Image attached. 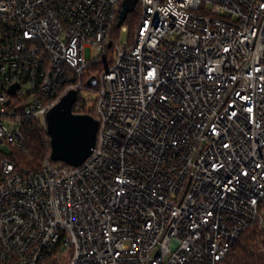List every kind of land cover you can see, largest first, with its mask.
<instances>
[{
    "label": "built area",
    "instance_id": "built-area-1",
    "mask_svg": "<svg viewBox=\"0 0 264 264\" xmlns=\"http://www.w3.org/2000/svg\"><path fill=\"white\" fill-rule=\"evenodd\" d=\"M123 1L0 0V264H218L264 230V0H138L97 79L92 154L13 159L86 89Z\"/></svg>",
    "mask_w": 264,
    "mask_h": 264
},
{
    "label": "trees",
    "instance_id": "trees-1",
    "mask_svg": "<svg viewBox=\"0 0 264 264\" xmlns=\"http://www.w3.org/2000/svg\"><path fill=\"white\" fill-rule=\"evenodd\" d=\"M140 10L131 12L126 18L124 25L128 27L130 38L134 37L136 28L140 22ZM120 28L114 26L111 43L103 50L104 58L92 60L84 74L83 82L86 89L96 91L98 85H90L92 77L99 79L100 76L111 66L114 60L115 46L119 40ZM88 99L78 95V101L74 105V112L89 113L96 116L94 107ZM26 149L16 151L13 159L20 167L33 170L39 168L43 162L52 161L50 158V137L46 128L39 121H34L26 126ZM63 163V162H59ZM64 164V163H63ZM258 223L250 225L242 234L240 240L235 243L230 253L218 264H264V230L259 229Z\"/></svg>",
    "mask_w": 264,
    "mask_h": 264
},
{
    "label": "water",
    "instance_id": "water-1",
    "mask_svg": "<svg viewBox=\"0 0 264 264\" xmlns=\"http://www.w3.org/2000/svg\"><path fill=\"white\" fill-rule=\"evenodd\" d=\"M137 1H123L117 22L118 27H121L128 15L135 10ZM88 83L96 85L97 79L92 77ZM17 87V84L14 85L10 92L14 93ZM77 101L78 91L71 89L49 110L46 116L51 160L74 167L81 165L92 154L99 129V120L95 116L74 112Z\"/></svg>",
    "mask_w": 264,
    "mask_h": 264
},
{
    "label": "rangeland",
    "instance_id": "rangeland-1",
    "mask_svg": "<svg viewBox=\"0 0 264 264\" xmlns=\"http://www.w3.org/2000/svg\"><path fill=\"white\" fill-rule=\"evenodd\" d=\"M129 36H130V32L129 31H122L121 29H120V33H119V39H120V41H125L127 38H129ZM93 54H94V56L96 57V59L98 60H100V59H103L104 58V54H103V51H98V50H94L93 51ZM114 58H115V52H114ZM87 91V92H86ZM83 93L84 92H86L87 93V95H86V97L88 98V100H89V104L90 105H92V101H93V99L95 98V96H96V91H93V90H83L82 91ZM3 151L5 152V153H9L10 152V148L9 147H7V146H4V148H3ZM259 229H261V228H259ZM262 230V229H261Z\"/></svg>",
    "mask_w": 264,
    "mask_h": 264
}]
</instances>
